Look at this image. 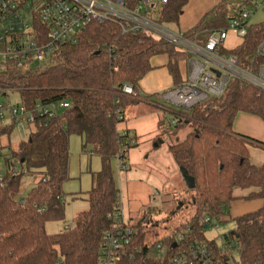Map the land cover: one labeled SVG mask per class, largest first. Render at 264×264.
<instances>
[{
  "label": "trees",
  "instance_id": "obj_1",
  "mask_svg": "<svg viewBox=\"0 0 264 264\" xmlns=\"http://www.w3.org/2000/svg\"><path fill=\"white\" fill-rule=\"evenodd\" d=\"M140 1L127 0V4L132 8ZM188 1L166 0L165 4L155 6L158 20L177 23ZM249 1L220 0L185 35L204 37L213 29L222 28L226 21L224 5L244 6ZM261 41L264 21L252 25L243 43L228 52L244 67L251 62L259 65L262 61L255 53ZM158 55L174 60L169 72L174 84L181 82L177 64L182 61L186 67L184 53L144 33L122 34L111 22L92 23L75 43L60 47L45 68L18 70L7 66L0 70V96L18 92L17 105L30 109L36 103L68 104L47 126H36L10 152L19 168L17 173L9 169V159L4 160L0 178V264H98L101 237L112 225L109 214L119 197L110 159H116L123 149L127 158L128 151L136 146L127 145L118 126L124 121L128 105L153 103L147 97L124 95L121 87L127 84L137 92L138 82L152 69L151 58ZM238 113L264 119V94L231 81L223 97L208 100L189 112H173L180 121L176 128L188 125L192 132L183 141L170 145L168 152L195 185L175 200L179 209L172 210L170 216L180 215L174 231L188 228L189 238L203 240L200 231L205 220L229 218V207L234 201H261L255 212L233 219V230L221 236L237 245L242 264H255L263 258L264 251V164L250 161L249 148L253 144L233 132ZM12 131L13 126L0 127V136H8ZM72 134L84 139L83 150L88 148L90 156L100 159V170L90 174V189L85 192L88 210L75 218L72 230L48 234L46 224L64 217L63 184L69 180L68 142ZM25 172L38 178L26 195L16 200ZM236 192L246 195L237 196ZM183 210H189L190 215L182 217ZM143 217H148V221L135 226L139 231L132 240L136 249L130 262L165 264L170 249L168 239L174 231L156 242L149 241L148 234L153 240L157 235L147 225L148 213L144 212ZM158 244L164 246L165 253L156 249Z\"/></svg>",
  "mask_w": 264,
  "mask_h": 264
},
{
  "label": "built area",
  "instance_id": "obj_2",
  "mask_svg": "<svg viewBox=\"0 0 264 264\" xmlns=\"http://www.w3.org/2000/svg\"><path fill=\"white\" fill-rule=\"evenodd\" d=\"M166 0H141L130 8L127 0H0V70L7 66L21 69H43L51 64L55 52L62 46L76 42L77 36L92 23L111 22L118 26L122 34L144 33L155 40L171 45L187 56L185 78L170 90L160 93L157 101L175 105L179 110L189 112L194 107L223 97L228 84L237 81L264 94V41L256 46V56L261 64L249 66L239 64L238 58L229 53L243 43L249 28L254 25L250 19L264 7V0H250L247 5L225 4L226 21L222 28L211 30L208 35L176 33L158 20L155 6ZM233 35L238 44L231 48L226 41ZM124 95L138 98L141 95L132 86L121 87ZM67 103L40 104L30 109L21 105L0 103V127L18 126L21 122L34 127L47 126L63 110ZM173 114V113H172ZM121 120V117H118ZM176 115L170 116L162 129L179 123ZM176 128V127H175ZM33 131V132H34ZM129 146L137 145V138L129 130L118 131ZM123 149L116 159L120 171L128 169ZM9 169L18 172V167L10 158ZM15 166V167H14ZM5 168V166H4ZM4 169L0 168V178ZM153 203L160 194L150 192ZM21 200V198L19 199ZM111 227L102 235L98 264H131L134 256L133 238L138 234L124 216L122 199L109 214ZM214 220H205L204 229H211ZM72 230V226L65 228ZM186 228L174 231L169 236L170 249L165 264H242L238 247L232 241L197 240L188 237ZM172 245H175L172 248ZM156 249L165 253L162 244ZM255 264H264L263 258Z\"/></svg>",
  "mask_w": 264,
  "mask_h": 264
},
{
  "label": "rangeland",
  "instance_id": "obj_3",
  "mask_svg": "<svg viewBox=\"0 0 264 264\" xmlns=\"http://www.w3.org/2000/svg\"><path fill=\"white\" fill-rule=\"evenodd\" d=\"M262 1V0H260ZM220 0H189L182 9L177 23L164 24L169 30L176 33H185L198 25L202 16L218 5ZM264 21V7L260 8L250 19V23L258 24ZM232 40L226 41L227 43ZM168 59L162 57L156 64V69L149 72L139 85L141 94L152 96L153 107H146L141 103L129 106L124 110L126 123L120 124L123 128L126 124H134L136 127L137 145L128 151L126 164L128 169L120 171L117 159H110L112 177L119 194L122 195L124 209L123 213L129 219V225H145L148 217H143L144 212L148 213L150 229L156 234V239L148 234L147 239L156 242L165 233L173 232L178 224V217H171L172 210L179 209L175 200L186 195L187 188L180 175L179 168L171 158L168 147L181 142L186 135L192 132L188 125L175 128L176 124L169 129H162L173 112L178 111L175 105H168L164 101H156V96L173 88L172 77L167 70L165 63ZM174 63V60H169ZM178 70L180 78L186 75L184 63L179 61ZM8 102L11 105L19 104L18 92H12L6 97L0 96V103ZM164 106L162 113L156 108ZM160 106V107H161ZM155 107V108H154ZM120 129V128H119ZM121 130V129H120ZM233 130L246 133L251 137L264 141V119L259 116L239 113L233 121ZM34 131V127L21 122L14 127L10 135L0 136V168L4 169V160L10 159V152L16 150L21 141L26 140L29 133ZM69 157L68 176L69 180L63 184L64 197V217L63 220L48 222L45 226L48 234H56L66 227L72 226L75 218L88 210L85 192L90 189V174L100 170V159L89 154L88 148L83 150L84 139L78 135L69 136ZM257 145V144H256ZM130 153V155H129ZM250 160L253 164H264V149L260 147L250 148ZM36 177L34 174L25 172L22 175V183L15 199H22L32 188ZM157 190L160 198L153 203L150 202V192ZM235 195L244 196L245 193L236 192ZM229 207V216H237L241 213L255 212L260 208L261 202L254 201H234ZM238 202V203H237ZM182 217L189 216V210L181 211ZM144 218V220H143ZM234 228L233 219L221 218L214 221L211 229L200 231L206 240H220L222 235L232 231ZM139 231V230H138ZM101 242V241H100Z\"/></svg>",
  "mask_w": 264,
  "mask_h": 264
},
{
  "label": "crops",
  "instance_id": "obj_4",
  "mask_svg": "<svg viewBox=\"0 0 264 264\" xmlns=\"http://www.w3.org/2000/svg\"><path fill=\"white\" fill-rule=\"evenodd\" d=\"M229 39L230 40H232L233 42H231V43H227L226 44V46L227 47H231V48H233L235 45H236V43L238 44V42H237V40H236V38L233 36V35H230V37H229ZM228 39V40H229ZM227 40V41H228ZM162 57H166V59H168V61H167V63H165V65H166V68H167V70H169V65H170V63H169V58H168V56L167 55H158V56H155V57H153V58H151V60H150V65H151V70L149 71V72H151L152 70H154V69H156L157 67H156V64L157 63H160V62H158V60L160 59V58H162ZM186 68V67H185ZM148 72V73H149ZM147 73V74H148ZM168 73H170V72H168ZM146 74V75H147ZM145 75V76H146ZM144 76V77H145ZM143 77V78H144ZM172 77V76H171ZM142 78V79H143ZM185 78V77H184ZM183 78V79H184ZM142 79L138 82V84H137V91L138 92H140V89H139V85H140V83H141V81H142ZM183 79H181V80H183ZM172 80V84H173V87L175 86V85H177V84H174V82H173V78L171 79ZM180 83V82H179ZM178 83V84H179ZM141 97H147V98H149V99H151L152 98V96L151 95H149V94H141ZM157 96H156V101H157ZM151 101H152V99H151ZM153 102V101H152ZM138 103H141V104H143V105H145L146 107H153V105L152 104H155L154 102L153 103H148V102H138ZM137 103H134V104H130L129 106H134V105H136ZM161 106V105H160ZM159 106V108H156V109H158L159 111H161L162 113H165L164 111V106H161L160 107ZM155 108V107H154ZM239 114V113H238ZM242 114H244V113H242ZM124 122L126 123V120H125V116H124ZM121 130H129V131H131V132H133L134 133V135L136 136L137 134H136V132H137V130H136V127L134 126V124H130V122H129V126H128V124H126L123 128H121V126L119 125L118 126V131H120V129ZM232 129H233V126H232ZM233 132L234 133H236L237 135H240V136H242V137H244L246 140H249V142L251 143V144H253V145H251V147L250 148H252V147H260V148H262V149H264V141H262V140H260V139H257V138H254V137H251L250 135H247L246 133H241V132H236L235 130H233ZM136 138H137V136H136ZM257 144V145H256ZM250 148H249V157H250ZM129 155H130V153H129ZM127 159V158H126ZM251 161V160H250ZM260 165H262V164H260ZM87 192V191H86ZM120 197H121V199H122V205H123V209H124V204H123V198H122V195L120 194ZM261 202V201H260ZM234 203H236V202H233V203H231L230 205H233ZM238 203V202H237ZM260 207H261V204H260ZM250 213H252V212H250ZM246 214H248V213H241L240 215H237V216H233V217H231V216H229V218L231 219H235V218H237V217H241V216H243V215H246ZM62 231V230H61ZM61 231H59L58 233H60Z\"/></svg>",
  "mask_w": 264,
  "mask_h": 264
},
{
  "label": "water",
  "instance_id": "obj_5",
  "mask_svg": "<svg viewBox=\"0 0 264 264\" xmlns=\"http://www.w3.org/2000/svg\"><path fill=\"white\" fill-rule=\"evenodd\" d=\"M179 172H180V175L185 183V186L187 188V190H191L194 188V180L193 178H191L188 174H187V171L183 168H179ZM175 245H172V248H174Z\"/></svg>",
  "mask_w": 264,
  "mask_h": 264
}]
</instances>
